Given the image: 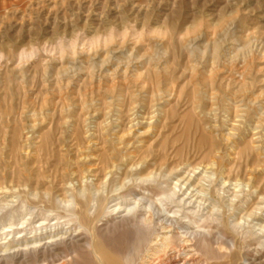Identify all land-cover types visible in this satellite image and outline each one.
I'll list each match as a JSON object with an SVG mask.
<instances>
[{
  "label": "rangeland",
  "instance_id": "rangeland-1",
  "mask_svg": "<svg viewBox=\"0 0 264 264\" xmlns=\"http://www.w3.org/2000/svg\"><path fill=\"white\" fill-rule=\"evenodd\" d=\"M143 74L139 117L158 116L129 136L126 160L114 138L129 128L134 91L122 94L121 113V94L104 92L113 79L132 88ZM155 89L162 103L151 99ZM167 90L174 92L169 102ZM236 111L242 121L230 138ZM263 117L264 0H0V205L12 202V186L21 188L12 205L20 207L29 188L99 185L101 168L116 156L119 170L104 181L116 187L127 179L155 206L136 209L133 198L102 203L97 249L107 264H240L228 256L247 252L263 263L264 128L253 131ZM89 130L97 145L87 149ZM79 155L89 158L80 163L81 179L71 167ZM149 174L156 182L140 180ZM178 181L182 192L173 198ZM116 204L121 211L105 214ZM131 209V226L100 232ZM49 210L29 228L49 216L45 241L68 231L53 230L64 214ZM5 214L0 229L8 227ZM0 235L1 255L8 245ZM75 264L96 262L81 252Z\"/></svg>",
  "mask_w": 264,
  "mask_h": 264
},
{
  "label": "bare ground",
  "instance_id": "bare-ground-1",
  "mask_svg": "<svg viewBox=\"0 0 264 264\" xmlns=\"http://www.w3.org/2000/svg\"><path fill=\"white\" fill-rule=\"evenodd\" d=\"M110 41H112L111 38H108L106 40L107 43ZM92 44H94V43H92ZM145 75L143 74V75L137 76L136 80L132 84V88H130L129 84L126 83L127 81L125 82L126 79H124L121 82L117 81V79H113L111 81V84H109L110 86H108L107 88L104 86L106 88V90L104 92L105 95L114 97L116 94H121L120 96L122 97V99L120 98L121 101H120V104L118 107L120 113H121V110L124 106V99H125L122 94L126 93V95H127V91H129V92L134 91L131 93V97L133 98V104H132V108H131L132 119L130 120V122H128L129 128L125 127L124 132H122V135L120 137L116 136L114 138V142H115L114 144L116 145V147L119 148V150L121 149L120 151H118V153L120 155H122L123 159H126V160L128 159L129 149L133 147V143L130 142L131 140H130L129 136L135 135V133L140 130L139 127L141 128L144 125H147L150 127L153 124L154 119L157 118V116H158V114L157 115L154 114L155 116H153V114H151L148 117H146V116L145 117H139L140 111L142 110V106L138 105L137 99H138V97H140V95H145L147 93V90H148V84L144 80L146 78ZM104 78H106V77H104ZM158 88L160 89V86H158ZM165 93H167L168 97L170 98L168 100V102L171 101V99L174 97V92L167 90ZM98 94L100 95V91ZM162 94L163 93L161 90L155 89L153 91L151 99L153 98V99H155L154 101H158V102L162 103V101H163L162 100ZM210 97H211V95H210ZM101 102H103V101H101ZM210 104H212V103H210ZM216 104H218V102ZM212 107H214V106H212ZM239 112L238 111L235 112L234 121L230 122L231 123V126H229V129H230L229 133L231 134L230 138L235 136V131H237L236 128L240 127L238 125L241 123L242 117L239 115ZM254 121H255L254 122V128H253L254 132L260 131L261 129L264 128V117L259 118V120L257 119ZM108 126L110 127V126H112V124L106 125V127H108ZM118 126H121V125H118ZM117 128L118 127H116V129ZM92 132L93 131H91V130H89L87 132V134L89 135L88 139H91V140H89L88 143H85V144H87V146H86L87 149L89 148V146H96L97 145V142L94 143V141H93V140H96V137H97L96 133L94 132L92 134ZM146 133H148V131L141 133L139 136H142V134L145 135ZM93 138H95V139H93ZM128 140H130V141L127 142ZM25 142H27V139ZM83 148H82V150H83ZM23 150H26V149H23ZM77 158H78V161L75 160L74 163L71 165V167H74V171L72 173H73V176L76 175L78 178L81 179V177L83 175L81 174L82 172H80V167H81L80 163L86 162V160H88L89 158L83 157L81 155H79ZM115 158H116V156H110L107 159L105 166H103L101 168V172H105L106 175L101 180L99 185L83 186V187L80 185L78 188H75L72 191H69V190L67 191L66 189H64V190H60V191L55 192V193L52 190L51 191H49V190L44 191L42 193V192H40L38 187H36V189H33V190H31L29 188L27 196H25L26 200L23 202L22 205H20V207L19 206L18 207H12V205H15L14 204L15 202H13V200L14 201L17 200L16 203H18L19 198L22 197L21 195H23V194H20L21 188L17 187V186L10 187V189H8L7 191L10 192L11 195L13 196L12 202L10 204L2 205L3 204L2 203L0 205V214H1V212H4V211L6 212L5 216L3 217V220L6 221L8 224L7 228L0 229V232L3 234V239L6 242V244H4V245H8V246L4 247L5 251L3 252V254L0 255V264H75L76 259L81 252H84L87 255H89L90 257L94 258L96 264H107L106 260L104 259V257L100 254V252L97 249V237L99 234V229L97 227L98 225L96 222L98 221V218H99L102 203L103 202L108 203L109 201H111L113 199H114V201H112V202L125 200V198H133V201L135 202L134 204H135L136 209H142L143 210L144 208L142 206H144V204L148 205L149 206L148 208H150V209H152V207L155 206L154 203L151 202V200L147 199L146 197L139 196L134 191V188L128 187L126 184L127 179H124L122 182H119L116 185V187H115V185H113L112 181L106 182V181H108L107 180L108 176L112 177L115 174V172H117V170H119V166L115 165ZM213 163H214V160H213ZM134 168L137 169V166L135 164L132 165L131 169L133 170ZM89 173H93V170L91 168L89 169ZM127 176L128 175H126V177ZM104 180H106V181H104ZM140 180L144 181L145 183H150L151 181L152 182L155 181L150 174L145 176L144 178H142ZM226 184H227V182H226ZM159 186H161V185H159ZM180 186H181L180 181H178L176 184V187L174 188L173 198L177 197L179 195V193L182 192V189L180 188ZM186 186H187V184L184 185V187H186ZM23 187H22V189H24ZM25 188L27 189L26 186H25ZM3 190H4V188L0 189V191H3ZM221 191H219V192H221ZM13 194H16V195H13ZM114 196H116L117 199H115ZM28 197L33 198L36 202L32 203ZM47 197H48V201L45 200ZM169 198H171V197L169 196ZM235 198L236 197H234V199ZM57 199L60 201H58V203H55V201ZM205 203H207V200L206 201H204V199L201 200V202L199 203L200 204L199 208H204ZM47 204L50 205V210L48 211L47 214H64V218H62L64 220V222L59 223V224H55L54 225L55 228L53 230H55L56 228H60L62 226L63 227L66 226V227H68V231H66L65 233H62V231H61L58 234L50 236L49 240L45 241L47 239H45V237H44L45 236L44 235L45 234L44 233V231H45L44 227H45L46 222L49 221V216L46 215L47 219H41V222L39 223V225L37 227H35L32 230V232H30V229H31L32 225H34L36 223V222H33V224H32L31 221L39 219L42 216L41 211H46V205ZM120 205L121 204H116L115 206L111 207L112 209L114 208V210L106 208L105 210L107 212L105 214L112 215V214L118 213L119 211H121ZM211 206H212V209H213L212 211L214 214L218 209V205H217V203H211ZM24 208H27L26 209L27 212H25V213L22 212ZM229 208L230 209L233 208L232 204H231V207H229ZM35 209L38 210L37 213L35 212ZM110 210H112V211H110ZM95 211H96V215L92 216V213ZM132 211H133V209L127 210L126 211L127 213L125 216H123V217L121 216V218H119L118 220H115V221L114 220L108 221L105 225L103 224L104 226L100 229V232L108 233L111 231H115L119 227H122L124 225H126L127 227L131 226L132 221L130 219V216H131ZM248 213L249 212H247V214ZM24 214H26L25 216H28V219H25ZM146 214H147V212L143 213L142 222H144V223L149 222L150 223L151 217L150 216L147 217ZM210 214H212V212ZM56 220L60 221L61 219L57 218ZM169 221L172 225H178L177 221L175 222V220H169ZM140 222H141V220H140ZM235 226H237L238 228L242 227L240 222H238ZM28 229H29V231H28ZM63 229H61V230H63ZM72 229H75V230L72 231ZM120 229H122V228H120ZM191 233H192L191 235L193 236V239L197 236H201V234H198V233H193V232H191ZM261 233H264V228H261ZM226 245H227V243H226ZM138 254L140 255V253H138ZM164 256H162V257H164ZM166 256L169 257V254ZM228 258L230 259L231 262L235 261V262L240 263V264H263L264 263V262L263 263L261 262V260L258 258V255L250 257L248 252L245 254L244 253L230 254L228 256ZM167 260L170 261L171 258H168ZM125 264H133V263L127 260L125 262ZM165 264H168V263H165Z\"/></svg>",
  "mask_w": 264,
  "mask_h": 264
}]
</instances>
